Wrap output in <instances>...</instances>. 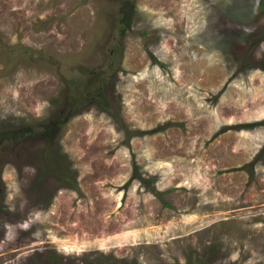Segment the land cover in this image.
<instances>
[{"label":"rangeland","instance_id":"obj_1","mask_svg":"<svg viewBox=\"0 0 264 264\" xmlns=\"http://www.w3.org/2000/svg\"><path fill=\"white\" fill-rule=\"evenodd\" d=\"M122 1L0 0V264H264V0H130L111 72Z\"/></svg>","mask_w":264,"mask_h":264},{"label":"trees","instance_id":"obj_2","mask_svg":"<svg viewBox=\"0 0 264 264\" xmlns=\"http://www.w3.org/2000/svg\"><path fill=\"white\" fill-rule=\"evenodd\" d=\"M130 4H131L130 0L122 1L121 10L123 11V17L119 19V22H118V27L119 25H122V28L121 29L119 28L120 30L119 29L117 30L116 35H113L115 39L110 42V45L108 48L107 56L109 55L111 60L107 62L106 68L111 70V72L115 71L113 64H112L115 58L118 59L121 57L120 56L117 58V55L115 57L113 53H115L116 51L117 52L122 51L121 43L123 41L122 37L125 34V26L130 25V17H129V13L131 14ZM90 76L91 78L89 82L87 83V87L83 89L77 88V87L74 88L71 83L70 84L68 83L66 87L67 94L65 95V105H64L66 106L67 110L64 113L63 112L61 113V111H58L57 112L58 116L55 119H47L39 125L40 131L49 136L48 141H47L49 142L48 145L50 146L49 151L52 146L50 143L53 142L52 136L57 130L58 121L65 122L66 118L68 117V116H64L63 114H69L70 116H73V115L75 116L83 112V110L86 108L85 107L86 105L93 104L94 102L98 104L101 110L103 111L109 110L110 105L107 102L108 96L106 93L108 87L105 86V81L109 79V75H105L103 71L101 70L98 71L97 69ZM83 104L85 106L81 107ZM32 129L34 128L32 127ZM25 130L26 129L24 128L23 129L21 128L20 131L17 128H11L10 130L9 129L1 130L0 131V144L6 140L13 141L16 138H19L21 135H23ZM29 130L30 128H28V131ZM58 177L63 180L62 182H64V184L70 187H73V188H77L76 180L72 174H69L64 171L62 173H59Z\"/></svg>","mask_w":264,"mask_h":264}]
</instances>
